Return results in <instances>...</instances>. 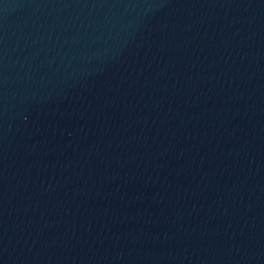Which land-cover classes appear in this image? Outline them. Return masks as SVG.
I'll return each mask as SVG.
<instances>
[{
    "label": "water",
    "instance_id": "obj_1",
    "mask_svg": "<svg viewBox=\"0 0 264 264\" xmlns=\"http://www.w3.org/2000/svg\"><path fill=\"white\" fill-rule=\"evenodd\" d=\"M0 264H264V0H0Z\"/></svg>",
    "mask_w": 264,
    "mask_h": 264
}]
</instances>
